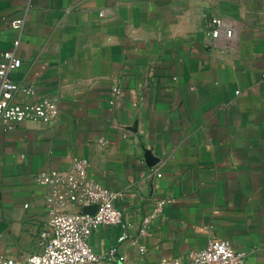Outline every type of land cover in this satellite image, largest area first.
I'll list each match as a JSON object with an SVG mask.
<instances>
[{
	"label": "crops",
	"instance_id": "obj_1",
	"mask_svg": "<svg viewBox=\"0 0 264 264\" xmlns=\"http://www.w3.org/2000/svg\"><path fill=\"white\" fill-rule=\"evenodd\" d=\"M17 39L11 80L57 112L0 130L1 255L40 251L50 219L34 176L84 157L121 194V223L90 236L95 264L187 262L210 237L264 264V0H0V54Z\"/></svg>",
	"mask_w": 264,
	"mask_h": 264
},
{
	"label": "built area",
	"instance_id": "obj_2",
	"mask_svg": "<svg viewBox=\"0 0 264 264\" xmlns=\"http://www.w3.org/2000/svg\"><path fill=\"white\" fill-rule=\"evenodd\" d=\"M216 26L211 35L217 37L219 20L213 19ZM24 19L13 20L10 25L20 31ZM226 34L231 35L227 30ZM0 54V130L8 132L24 122L48 123L56 116L57 104L50 96L42 95L36 100L24 99L35 93V88L20 86L11 80L9 74L19 66L15 49ZM113 95L119 89H112ZM89 160L84 157L72 158L66 169H53L38 172L34 181L46 188L45 207L49 215V232H41L44 242L40 251L31 253L23 259L4 257L0 254V264H95L99 255L93 250L89 239L92 233L102 227L115 226L122 221V211L116 206L121 194L111 190L88 175ZM168 198L156 199L152 210L141 220L140 232L144 234L150 221L159 216ZM91 207L92 211H67L66 206ZM26 207V206H25ZM125 237V236H124ZM141 254L146 248L138 246ZM117 253L113 246L110 255ZM244 251L234 250L229 240L210 237L205 247L189 254L187 262L177 258H161L155 264H245ZM120 256L118 260H122Z\"/></svg>",
	"mask_w": 264,
	"mask_h": 264
}]
</instances>
